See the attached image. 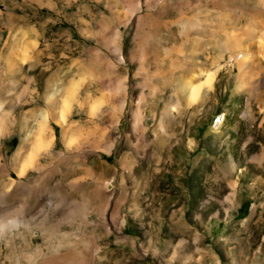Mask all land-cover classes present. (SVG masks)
Instances as JSON below:
<instances>
[{"label": "rangeland", "instance_id": "rangeland-1", "mask_svg": "<svg viewBox=\"0 0 264 264\" xmlns=\"http://www.w3.org/2000/svg\"><path fill=\"white\" fill-rule=\"evenodd\" d=\"M0 14V264H264V0Z\"/></svg>", "mask_w": 264, "mask_h": 264}, {"label": "bare ground", "instance_id": "bare-ground-1", "mask_svg": "<svg viewBox=\"0 0 264 264\" xmlns=\"http://www.w3.org/2000/svg\"><path fill=\"white\" fill-rule=\"evenodd\" d=\"M1 15V14H0ZM14 15V14H13ZM221 15V14H220ZM253 16V15H252ZM228 17V16H227ZM18 18V17H17ZM224 18V17H223ZM230 18V17H229ZM10 19H13V17H11L10 16ZM22 19V18H21ZM247 22V21H246ZM261 25V24H260ZM249 29V28H248ZM253 30V29H252ZM228 31V30H227ZM226 31V32H227ZM253 33V32H252ZM243 34V33H242ZM240 35H241V33H240ZM230 40V39H229ZM254 41V40H253ZM209 42V41H208ZM229 42V41H228ZM249 42H250V40H249ZM212 43V42H211ZM210 43V44H211ZM214 43V42H213ZM245 43V42H244ZM223 45V44H222ZM229 46V45H228ZM231 49V48H230ZM236 51V50H235ZM9 55V54H8ZM9 59V58H8ZM10 60V59H9ZM14 62V61H13ZM258 62V61H257ZM188 63V62H187ZM189 65V64H188ZM196 65V64H195ZM250 68V67H249ZM258 68V67H257ZM242 72V71H241ZM254 72V71H253ZM240 73V72H239ZM261 73V72H260ZM242 74V73H241ZM241 74H239V75H241ZM249 74V73H248ZM247 75V74H246ZM248 76V75H247ZM196 77V76H195ZM250 77H254V76H250ZM251 79V78H250ZM253 79V78H252ZM255 79H256V77H255ZM248 80V79H247ZM260 80V79H259ZM208 81V80H207ZM207 81H206V83H207ZM208 82H210V81H208ZM260 83V82H259ZM52 85V84H51ZM248 85V84H247ZM198 86V85H197ZM196 86V87H197ZM202 86V85H201ZM245 86V85H244ZM255 86V85H254ZM250 87V86H249ZM243 88V87H242ZM248 88V87H247ZM194 90V89H193ZM257 90V89H256ZM193 92V91H192ZM194 93V92H193ZM195 94V93H194ZM198 94V93H197ZM253 94V93H252ZM182 95H183V93H182ZM173 96H175V95H173ZM259 97V96H258ZM172 100V99H171ZM183 100V99H182ZM256 102H258V101H256ZM167 106V105H166ZM182 106V105H181ZM168 107V106H167ZM166 107V108H167ZM41 113H42V111H41ZM168 113V112H167ZM167 116V115H166ZM222 119V118H221ZM219 120V119H218ZM45 124V123H44ZM5 126V125H4ZM157 128H158V126H157ZM157 131V130H156ZM160 131V130H159ZM161 134V133H160ZM47 136V135H46ZM159 137V136H158ZM164 138V137H163ZM49 139V138H48ZM23 147V146H22ZM20 150H21V148H20ZM19 150V151H20ZM18 155V154H17ZM20 158V157H19ZM17 160V159H16ZM19 161V160H18ZM26 161V160H25ZM27 162V161H26ZM18 163V162H17ZM4 168V167H3ZM24 168V167H23ZM45 177V176H44ZM21 181V180H20ZM26 182V181H25ZM22 183V182H21ZM233 183V182H232ZM31 185V184H30ZM22 187V186H21ZM22 190V189H21ZM45 191V190H44ZM28 192V191H27ZM16 196V195H15ZM2 197V196H1ZM26 197V196H25ZM13 199V198H12ZM2 200V199H1ZM5 200V199H4ZM5 204V203H4ZM7 204V203H6ZM5 204V205H6ZM4 206V205H3ZM1 204H0V230L2 229V228H4L7 224H9V223H11V222H13V223H16V219H17V217H16V215H15V213H11L12 211H9V209L8 208H6L5 206L3 207ZM10 206V205H9ZM63 209V208H62ZM24 212V211H23ZM46 212H48V211H46ZM62 213V212H61ZM39 214H41V213H39ZM49 215V214H48ZM38 217V216H37ZM45 217H47V216H45ZM49 217V216H48ZM57 217V216H56ZM8 218H10V219H8ZM58 218V217H57ZM36 219V218H35ZM33 221V220H32ZM35 221V220H34ZM60 221V220H59ZM18 222L20 223V221L18 220ZM39 222V221H38ZM48 222V221H47ZM34 224V223H33ZM36 224V223H35ZM18 225V224H17ZM9 226H11V225H9ZM8 227V226H7ZM6 227V228H7ZM16 227V226H15ZM19 231V230H18ZM3 233V232H2ZM18 233V232H17ZM1 234V233H0ZM1 236V235H0ZM6 236V235H5ZM84 253V252H83ZM85 256V255H84ZM55 260V259H54ZM63 261V260H62ZM4 263V262H3Z\"/></svg>", "mask_w": 264, "mask_h": 264}]
</instances>
